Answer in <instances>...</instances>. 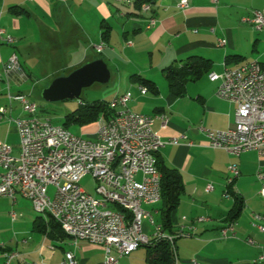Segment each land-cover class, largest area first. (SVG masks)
Wrapping results in <instances>:
<instances>
[{"label": "crops", "instance_id": "crops-1", "mask_svg": "<svg viewBox=\"0 0 264 264\" xmlns=\"http://www.w3.org/2000/svg\"><path fill=\"white\" fill-rule=\"evenodd\" d=\"M147 1L158 20L150 29V13L114 0H0V27L15 39L14 45L0 44V72L16 54L28 76L21 81L13 74L0 82V108L9 105V92L31 96L35 84L29 83L35 74L43 72L54 76V80L103 59L111 80L116 75L119 92L115 99L130 92L132 111L166 118L165 127L161 119L153 125L163 141L179 139L177 145H167L159 152L166 166L181 174L185 186L181 203L172 214L173 230L188 232L195 228L194 237L176 242L178 264H193L194 260L198 264H253L264 252V233L252 225L255 215L264 217V181L257 179L258 170H264V158L255 151L234 157L210 148L199 127L230 129L235 124L237 106L217 97L218 83L212 82L209 75L189 83L185 96L174 97L164 70L182 66L191 56L209 59L211 73L218 74L226 67L235 69L253 61L264 64V30L257 33L243 22L254 10L264 13V0H220L217 5L211 0H187L190 7L185 11L178 8L181 0ZM222 39L227 41L224 47L219 46ZM101 44L105 47L98 53L96 48ZM229 56L243 59L226 64ZM133 75L155 82L159 93L142 94L140 85L131 80ZM23 116L20 104L14 103L0 122V141L11 146L15 156L20 153V137L11 119ZM90 127L97 125L82 128L86 131ZM88 135L95 138L96 129ZM232 163L239 166L234 192L243 200L244 208L235 222L237 238L223 239L221 230L229 224L226 220L235 204L233 197L224 196ZM209 185L211 191H207ZM151 206L160 216L157 223L152 215L155 223L161 225V201ZM12 211L18 215L15 221ZM200 218L206 221L200 223ZM41 224L48 226L47 233L36 229ZM48 224L47 216L37 215L31 201L22 195L17 194L15 203L0 197V245L4 244L7 252L20 254L10 264H62L70 250L75 252L78 264L104 261L103 247L80 241L74 249L65 232L69 239L56 235ZM149 229L144 226L145 233L151 235ZM249 239L253 244L247 242ZM140 249L119 264H146V249ZM5 262L4 251L0 250V264Z\"/></svg>", "mask_w": 264, "mask_h": 264}, {"label": "built area", "instance_id": "built-area-1", "mask_svg": "<svg viewBox=\"0 0 264 264\" xmlns=\"http://www.w3.org/2000/svg\"><path fill=\"white\" fill-rule=\"evenodd\" d=\"M121 5H134V0H114ZM220 0H211L215 5ZM190 7L187 0H181L178 8L185 11ZM144 12L150 13L147 28H153L158 20L152 14V5L144 3ZM261 32L264 30V13L258 10L244 18ZM0 44L14 45L15 39L0 27ZM225 39L219 46H226ZM105 44L98 46L101 53ZM22 81L28 78L19 58L12 55L0 72V82L11 75ZM212 82L218 83L216 95L219 99L234 103L235 124L226 131L200 126L212 149H221L229 155H240L255 151L264 158V70L261 63L249 62L235 69L225 68L221 74H209ZM140 92L148 90L140 86ZM9 105L0 108V122L14 103L20 104L24 116L11 119L18 128L20 153L13 154L12 147L0 141V197L16 202L17 194L31 201L37 214L50 216L60 227L70 228L74 239L70 245L75 249L80 241H88L103 247L104 261L101 264H119L124 257L150 243L152 237L167 240L179 260L175 240L195 236V228L168 234L157 225L153 216L144 210L145 205H155L161 201V173L157 169L156 154L167 145H177L178 138L163 141L154 131L157 119L163 127L167 120L162 116H146L132 111L129 104L130 92L116 98L111 106L118 113L111 119L102 117L97 123L94 140L73 135L64 137L63 127L40 115L38 105L30 96L8 93ZM229 176L225 198H232L235 180L240 175L239 166H229ZM91 176L96 182L98 197L83 190L82 181ZM257 179L264 181V170L257 172ZM55 188L50 196L49 188ZM213 187L209 185L207 191ZM264 198V189L261 191ZM111 206L126 209L129 216L113 210ZM18 215L11 212L13 221ZM144 220L154 227L152 234L144 231ZM206 221L204 218L198 220ZM252 225L264 233V217L255 215ZM223 239L237 238L236 224L229 223L221 230ZM250 244L252 240L247 241ZM5 264L19 257L18 252H7L4 244ZM264 262V252L253 264ZM34 264V263H33ZM62 264H78L73 250L65 253ZM193 264H198L196 260Z\"/></svg>", "mask_w": 264, "mask_h": 264}, {"label": "trees", "instance_id": "trees-1", "mask_svg": "<svg viewBox=\"0 0 264 264\" xmlns=\"http://www.w3.org/2000/svg\"><path fill=\"white\" fill-rule=\"evenodd\" d=\"M144 3H151L147 0H136L134 4L137 8H142ZM108 38L104 33V41ZM242 56H229L226 59V64H230L233 61H241ZM264 70V64H262ZM212 69V62L209 59L200 56L189 57L182 66H171L164 70L165 78L168 83L169 92L172 96L181 98L185 96L187 86L191 82L199 80L205 75H209ZM132 82L139 84L141 87H145L148 92L152 94H158L159 89L155 82L146 79L140 75H133L131 77ZM112 101L99 100L94 102L83 101L81 106L74 112L68 114L65 117V121L62 125L65 129H69L72 126L85 127L89 125H97L99 120L104 117L111 119L118 113V109L111 106ZM61 126V125H59ZM157 169L161 173V225L163 231H167L170 234H178V231L174 232L172 224V214L176 211L181 203L182 195L185 192V186L183 184L181 174L174 169L166 166L161 159L159 153L156 154ZM232 197L235 200L233 209L228 215L226 221L229 223H235L241 216L244 202L237 196L235 192H231ZM113 210L124 213L129 216L126 209L120 206H111ZM37 214V213H36ZM41 217L44 215L37 214ZM49 221V227L56 235L61 234L62 237H69L64 233L60 225L55 222L50 216H47ZM36 229L41 233H47V225H36ZM179 239V238H178ZM175 240V247L177 252V246ZM141 248L146 249L147 258L146 264H175L176 255L174 254L171 244L164 239L152 237L150 243Z\"/></svg>", "mask_w": 264, "mask_h": 264}, {"label": "rangeland", "instance_id": "rangeland-1", "mask_svg": "<svg viewBox=\"0 0 264 264\" xmlns=\"http://www.w3.org/2000/svg\"><path fill=\"white\" fill-rule=\"evenodd\" d=\"M251 50H252V47H251ZM259 50L262 51L261 48ZM66 74L64 75L62 74V75L67 76L68 74L67 75ZM53 78L54 76L44 74L43 72L40 74H35L32 78V81L29 83V86H32V84H35V87H34L35 89H33L30 98L32 101H34L38 105L40 115L43 117H48L56 125L62 126L65 121V117L68 114L77 110L81 106L83 101H86V102H94V101H99V100L113 101L115 100V97L117 96V93L119 92L116 86V75L114 74L110 83L104 84V85L95 84L90 88L84 89L80 100L47 102L43 99L42 92L44 91V89L48 87V85H50V83L53 81ZM94 129L97 130V128L90 127L88 130L84 131L85 129L80 126H72L71 128L68 129V131L76 136L83 137L89 140H94L95 138L88 135V133L90 131H93ZM81 186L83 190L86 191L87 193L91 194L94 197H98V194L96 191L97 184L92 179L91 176H88L87 178H85L82 181ZM49 193H50V196L53 197L55 194V188L51 187L49 190ZM154 209H155L154 206H144V210L146 212H149L151 215H153L156 222L159 223L160 216H157L153 213ZM143 223H144V226H148L150 228L148 230L149 233L154 230V227H152L149 224L148 220H144ZM140 250L143 251L144 249L141 248Z\"/></svg>", "mask_w": 264, "mask_h": 264}, {"label": "water", "instance_id": "water-1", "mask_svg": "<svg viewBox=\"0 0 264 264\" xmlns=\"http://www.w3.org/2000/svg\"><path fill=\"white\" fill-rule=\"evenodd\" d=\"M111 72L103 59L88 62L67 76L58 77L42 92L47 102L80 100L83 90L95 84H108Z\"/></svg>", "mask_w": 264, "mask_h": 264}, {"label": "bare ground", "instance_id": "bare-ground-1", "mask_svg": "<svg viewBox=\"0 0 264 264\" xmlns=\"http://www.w3.org/2000/svg\"><path fill=\"white\" fill-rule=\"evenodd\" d=\"M134 3H136V0H134ZM63 135H64V137H73L74 134H72L71 132H69L67 129H65L63 127ZM61 228L63 229V231L65 233L68 234V236L70 237V239H74V232H70V228H68V227H61ZM252 243H253V241H252ZM178 261L179 260L176 259L175 264H178Z\"/></svg>", "mask_w": 264, "mask_h": 264}]
</instances>
